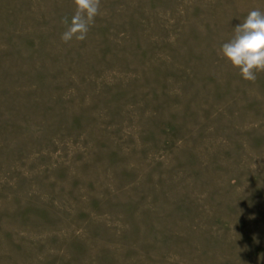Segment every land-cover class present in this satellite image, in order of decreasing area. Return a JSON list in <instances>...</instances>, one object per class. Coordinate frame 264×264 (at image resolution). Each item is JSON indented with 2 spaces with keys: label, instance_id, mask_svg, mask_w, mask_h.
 <instances>
[{
  "label": "rangeland",
  "instance_id": "374dc122",
  "mask_svg": "<svg viewBox=\"0 0 264 264\" xmlns=\"http://www.w3.org/2000/svg\"><path fill=\"white\" fill-rule=\"evenodd\" d=\"M264 0H0V264H264V72L220 47Z\"/></svg>",
  "mask_w": 264,
  "mask_h": 264
},
{
  "label": "clouds",
  "instance_id": "9594fccd",
  "mask_svg": "<svg viewBox=\"0 0 264 264\" xmlns=\"http://www.w3.org/2000/svg\"><path fill=\"white\" fill-rule=\"evenodd\" d=\"M73 4L71 18L62 19L66 29L60 39L65 44L84 41L100 15L101 0H73ZM219 51L222 58L238 70L243 80L254 82L257 74L264 72V12L257 9L249 11Z\"/></svg>",
  "mask_w": 264,
  "mask_h": 264
}]
</instances>
